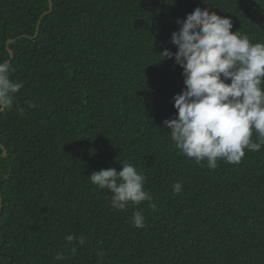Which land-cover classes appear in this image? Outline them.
<instances>
[{"label":"trees","instance_id":"16d2710c","mask_svg":"<svg viewBox=\"0 0 264 264\" xmlns=\"http://www.w3.org/2000/svg\"><path fill=\"white\" fill-rule=\"evenodd\" d=\"M52 1L30 39L49 0H0V61L10 49L23 82L0 112V264H264V145L216 169L179 154L164 121L183 70L160 57L198 6L264 42V0ZM119 161L145 174L151 200L117 210L91 183Z\"/></svg>","mask_w":264,"mask_h":264},{"label":"clouds","instance_id":"9594fccd","mask_svg":"<svg viewBox=\"0 0 264 264\" xmlns=\"http://www.w3.org/2000/svg\"><path fill=\"white\" fill-rule=\"evenodd\" d=\"M179 30L172 33L173 53L164 49L161 58H173L182 68L185 87L173 97L177 115L166 119L164 127L179 154L197 163L207 161L216 169L218 161L241 162L245 149L260 151L264 145V42L253 43L240 31H232L229 17L196 7L185 19H177ZM11 65L0 61V112L14 106L23 82L10 78ZM29 107H35L28 102ZM23 114V108L17 107ZM255 133L257 140L252 136ZM122 168H101L89 176L99 189L111 190L110 204L124 210L140 205L152 196L144 188L146 176L127 162ZM173 193L182 192V184L173 185ZM136 228L146 226L142 210L132 216ZM76 237H65L72 243ZM83 245L84 238H79ZM72 252H76L73 247ZM103 257L104 253H98ZM56 260H64L57 254Z\"/></svg>","mask_w":264,"mask_h":264},{"label":"water","instance_id":"95a60500","mask_svg":"<svg viewBox=\"0 0 264 264\" xmlns=\"http://www.w3.org/2000/svg\"><path fill=\"white\" fill-rule=\"evenodd\" d=\"M49 4H50V5H49V10L46 11V12H44V13L41 15V17H40V19H39V21H38L35 36H34V37H31V36H21V37H27V38H30V39H32V38H36V37H37V35H38V31H39L40 20H41L44 16L48 15L49 13H51L52 10H53V7H54V5H53V1H52V0H49ZM14 41H15V39L12 40V41H9L8 44L11 43V42H14ZM8 51H9V53H10L11 56H10V60H8L7 62L10 63V61L13 59V52H12L10 49H9ZM2 150H3V155H2V156H3V157H6V156H7V151H6V149H5L4 146H2ZM2 209H3V203H2V201H1V193H0V214L2 213Z\"/></svg>","mask_w":264,"mask_h":264}]
</instances>
